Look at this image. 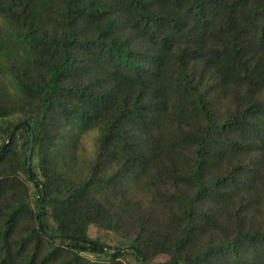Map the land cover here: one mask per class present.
<instances>
[{
  "label": "trees",
  "instance_id": "trees-1",
  "mask_svg": "<svg viewBox=\"0 0 264 264\" xmlns=\"http://www.w3.org/2000/svg\"><path fill=\"white\" fill-rule=\"evenodd\" d=\"M6 141L0 264H264V0H0Z\"/></svg>",
  "mask_w": 264,
  "mask_h": 264
},
{
  "label": "rangeland",
  "instance_id": "rangeland-1",
  "mask_svg": "<svg viewBox=\"0 0 264 264\" xmlns=\"http://www.w3.org/2000/svg\"><path fill=\"white\" fill-rule=\"evenodd\" d=\"M86 149L87 150H92L93 146L92 143L89 141L87 142L86 145ZM90 234L94 237H101L105 242L110 243V244H116L117 241H121L122 239L119 238L118 236H116L115 234L111 233V232H107L103 229H99L95 226H91L90 227Z\"/></svg>",
  "mask_w": 264,
  "mask_h": 264
},
{
  "label": "water",
  "instance_id": "water-1",
  "mask_svg": "<svg viewBox=\"0 0 264 264\" xmlns=\"http://www.w3.org/2000/svg\"><path fill=\"white\" fill-rule=\"evenodd\" d=\"M20 126L30 127V124H29L28 122H26V121H22V122H19V123L15 124V125L11 128L9 135L14 134V132L16 131V129H17L18 127H20ZM7 142H8V141H6V142L4 143V145H3V147H2V149H1V151H0V154H1V152L3 151V149L6 147ZM31 153H32V145H31V148H30V151H29V155H31ZM43 204H44V201L41 202V207L43 206ZM40 227L43 229L42 221H40ZM128 248H132V249H134V250L137 252L138 256L141 257L139 251L137 250V248H136L135 246H125L124 248H122V249L119 250V251H122V250H124V249H128ZM141 264H144L143 260L141 261Z\"/></svg>",
  "mask_w": 264,
  "mask_h": 264
}]
</instances>
